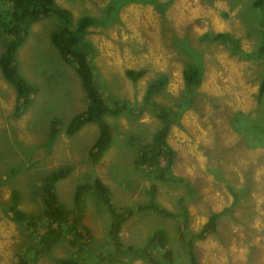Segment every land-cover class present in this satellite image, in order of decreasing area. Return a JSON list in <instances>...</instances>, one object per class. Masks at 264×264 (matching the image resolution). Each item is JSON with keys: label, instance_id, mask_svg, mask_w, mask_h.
Instances as JSON below:
<instances>
[{"label": "rangeland", "instance_id": "rangeland-1", "mask_svg": "<svg viewBox=\"0 0 264 264\" xmlns=\"http://www.w3.org/2000/svg\"><path fill=\"white\" fill-rule=\"evenodd\" d=\"M255 1L56 0L71 13L72 24L84 16L95 19L84 41L91 47L96 84L105 103L126 105L123 113L104 118L111 142L96 164L89 151L97 125L85 124L72 136L65 132L88 99L74 67L61 61L50 42L58 21L46 17L30 26L15 64L35 91L18 114L17 93L0 70V264H15L19 252L35 243L11 218L15 193L17 209L44 219L41 180L66 166L69 176L55 186L59 202L71 208L77 185L100 180L115 209L135 210L121 227V243L149 247L160 264L166 263L162 252L148 243L160 228L170 232L175 255L166 264L190 261L179 241L186 227L138 209L151 201L152 186L155 201L172 213L182 199L189 234L199 232L211 214L219 215L215 232L194 244L198 264H264V5L255 8ZM191 67L202 71L198 85L185 84L184 71ZM139 70L145 72L136 81L126 76ZM162 76L166 85L151 93L150 85ZM158 107L172 113V186L147 178L137 163L140 146L159 125ZM80 214L91 235L84 252L76 257V249L60 243L30 264L70 258L92 264L95 257L101 264H149L114 249L110 215L92 195Z\"/></svg>", "mask_w": 264, "mask_h": 264}, {"label": "trees", "instance_id": "trees-1", "mask_svg": "<svg viewBox=\"0 0 264 264\" xmlns=\"http://www.w3.org/2000/svg\"><path fill=\"white\" fill-rule=\"evenodd\" d=\"M253 5L255 8H262L264 0H256ZM46 17H53L58 21V27L50 35V42L56 49L61 61L74 67L88 99L84 111L70 120L65 132L67 135L72 136L85 124L93 123L97 125L98 136L89 151V161L92 164H96L101 160L111 142L110 127L104 121V118L123 113L126 105L116 101L109 104L105 103L102 93L96 84L94 67L90 62L89 55L91 47L89 46L90 44L84 41L88 29L95 25L94 18L84 16L77 20L75 24H72L71 13L59 7L56 0H0L1 73L17 93V98L20 102V109L16 111L18 114L26 109L25 106L31 100L35 89L20 75L17 62L15 64L16 56L19 48L26 42L30 26ZM218 38L223 40L225 36L218 35ZM144 72V70L127 71L126 76L136 81ZM201 76L202 71L199 67H191L184 71L183 78L186 85L192 86L200 84ZM166 82V77L162 76L157 82L150 85L149 91L151 93L160 92ZM263 94L264 81L259 88V96ZM171 115L172 113L169 109L165 107L157 108L155 116L159 121V125L151 135L150 141L140 146L137 163L147 178L155 177L158 181L172 186L176 181L168 177V173L176 158V152L167 142L172 125ZM161 163L164 168H160L157 171ZM70 170L68 166L59 168L50 172L41 180L43 204L47 207L44 219L37 220V217L17 209V192L12 198V203L8 206L12 220L24 226L35 239L33 245H27L19 252L15 264H30L34 260L45 256L52 247L60 243H66L73 250L76 249V257L83 253L84 248L89 246L91 239L90 230L82 224L80 214L84 207V200L88 195H92L97 203L107 209L110 215L108 236L111 245L116 251L119 253H133L135 257L146 259L149 264H160V261L149 253V247L135 249L133 246H125L121 243V227L126 220L135 214V210L131 208L115 209L108 188L100 180L96 179L86 185H77L73 197L74 206L71 208H67L59 202L55 186L69 176ZM149 192H151V201L139 206L138 209L153 212L162 218H174L177 229L186 227L185 231L180 232L179 241L189 256L190 264H198L194 244L197 240L203 241L208 235L215 232L219 215L211 214L208 222L199 232L189 234L186 226L188 223V212L184 205L181 204L182 199L178 200L180 205L178 212L172 213L155 201L156 187L152 186ZM13 202L16 203L14 204ZM170 241V232L168 229L163 228L156 229L148 239L149 244H156L157 250L162 252L161 258L164 263L172 262L175 258L173 249L169 246ZM95 259L96 264H101V258L95 257ZM95 263L93 262L92 264ZM55 264L86 263L79 258H70L55 260Z\"/></svg>", "mask_w": 264, "mask_h": 264}, {"label": "crops", "instance_id": "crops-1", "mask_svg": "<svg viewBox=\"0 0 264 264\" xmlns=\"http://www.w3.org/2000/svg\"><path fill=\"white\" fill-rule=\"evenodd\" d=\"M53 46V45H52ZM56 50V49H55Z\"/></svg>", "mask_w": 264, "mask_h": 264}]
</instances>
